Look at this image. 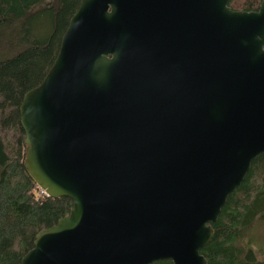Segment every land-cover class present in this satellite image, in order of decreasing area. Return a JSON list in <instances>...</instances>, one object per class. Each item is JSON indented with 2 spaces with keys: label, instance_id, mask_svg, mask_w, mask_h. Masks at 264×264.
Masks as SVG:
<instances>
[{
  "label": "water",
  "instance_id": "95a60500",
  "mask_svg": "<svg viewBox=\"0 0 264 264\" xmlns=\"http://www.w3.org/2000/svg\"><path fill=\"white\" fill-rule=\"evenodd\" d=\"M81 0L20 107L25 168L73 201L21 264H208L264 154V0Z\"/></svg>",
  "mask_w": 264,
  "mask_h": 264
},
{
  "label": "trees",
  "instance_id": "16d2710c",
  "mask_svg": "<svg viewBox=\"0 0 264 264\" xmlns=\"http://www.w3.org/2000/svg\"><path fill=\"white\" fill-rule=\"evenodd\" d=\"M263 0H231L234 11L255 12ZM81 0H0V264H21L37 235L69 215L73 201L50 198L28 174L20 107L53 66ZM18 135L16 146L2 133ZM264 222V154L228 198L215 235L201 254L208 264H264L249 235ZM152 264H173L158 261Z\"/></svg>",
  "mask_w": 264,
  "mask_h": 264
},
{
  "label": "rangeland",
  "instance_id": "374dc122",
  "mask_svg": "<svg viewBox=\"0 0 264 264\" xmlns=\"http://www.w3.org/2000/svg\"><path fill=\"white\" fill-rule=\"evenodd\" d=\"M2 136L6 143L11 144L12 146L17 145L19 137L14 132L4 131ZM249 239L253 242L252 248L264 251V222L259 223L256 226V228L249 235Z\"/></svg>",
  "mask_w": 264,
  "mask_h": 264
},
{
  "label": "built area",
  "instance_id": "2783aa9c",
  "mask_svg": "<svg viewBox=\"0 0 264 264\" xmlns=\"http://www.w3.org/2000/svg\"><path fill=\"white\" fill-rule=\"evenodd\" d=\"M42 194H43V195H46L44 191H42Z\"/></svg>",
  "mask_w": 264,
  "mask_h": 264
},
{
  "label": "flooded vegetation",
  "instance_id": "af4514ba",
  "mask_svg": "<svg viewBox=\"0 0 264 264\" xmlns=\"http://www.w3.org/2000/svg\"><path fill=\"white\" fill-rule=\"evenodd\" d=\"M41 192H42V190H41Z\"/></svg>",
  "mask_w": 264,
  "mask_h": 264
}]
</instances>
